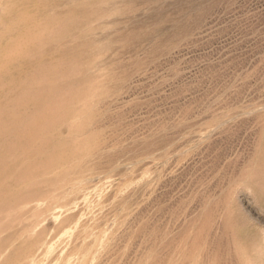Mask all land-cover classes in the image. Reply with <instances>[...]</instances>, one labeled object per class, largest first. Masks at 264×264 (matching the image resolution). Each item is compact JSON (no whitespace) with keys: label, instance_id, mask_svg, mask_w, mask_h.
<instances>
[{"label":"rangeland","instance_id":"rangeland-1","mask_svg":"<svg viewBox=\"0 0 264 264\" xmlns=\"http://www.w3.org/2000/svg\"><path fill=\"white\" fill-rule=\"evenodd\" d=\"M0 264H264V0H0Z\"/></svg>","mask_w":264,"mask_h":264}]
</instances>
